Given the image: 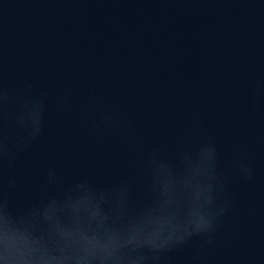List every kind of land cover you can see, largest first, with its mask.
<instances>
[{
	"label": "water",
	"instance_id": "water-1",
	"mask_svg": "<svg viewBox=\"0 0 264 264\" xmlns=\"http://www.w3.org/2000/svg\"><path fill=\"white\" fill-rule=\"evenodd\" d=\"M0 79L17 94L48 95L44 133L14 170L18 209L57 162L65 180L87 173L107 182L128 170L122 141L92 145L73 113L58 111L60 92L77 106L95 92L134 123L145 147H171L196 111L205 126L185 133L186 143L215 136L222 169L242 150L255 168L251 183L233 173L235 205L206 264H264V89L253 108L264 81V0H0ZM199 248L194 238L162 264H199Z\"/></svg>",
	"mask_w": 264,
	"mask_h": 264
},
{
	"label": "clouds",
	"instance_id": "clouds-1",
	"mask_svg": "<svg viewBox=\"0 0 264 264\" xmlns=\"http://www.w3.org/2000/svg\"><path fill=\"white\" fill-rule=\"evenodd\" d=\"M262 89L257 80L253 108ZM55 103L61 113H73L92 145L119 138L130 155L128 170L107 182L87 173L65 180L57 162L44 170L38 195L18 209L21 180L14 170L44 133L48 95H20L0 79V264H162L194 238L200 241L195 259L206 264L204 253L235 205L228 190L233 173L242 182L255 179L251 153L242 150L222 169L215 136L186 143L185 133L205 126L196 111L169 136L171 147H145L134 123L95 92L77 106L63 91Z\"/></svg>",
	"mask_w": 264,
	"mask_h": 264
}]
</instances>
